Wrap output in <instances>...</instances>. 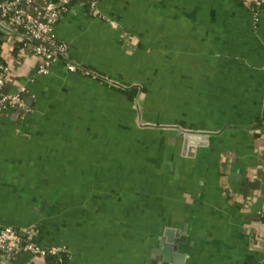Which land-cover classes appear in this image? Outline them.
I'll return each mask as SVG.
<instances>
[{"label": "crops", "instance_id": "crops-1", "mask_svg": "<svg viewBox=\"0 0 264 264\" xmlns=\"http://www.w3.org/2000/svg\"><path fill=\"white\" fill-rule=\"evenodd\" d=\"M84 4L53 33L88 71L2 45L30 110L0 109V226L67 264H153L166 227L171 264H264V0Z\"/></svg>", "mask_w": 264, "mask_h": 264}, {"label": "built area", "instance_id": "built-area-1", "mask_svg": "<svg viewBox=\"0 0 264 264\" xmlns=\"http://www.w3.org/2000/svg\"><path fill=\"white\" fill-rule=\"evenodd\" d=\"M73 0H0V33L4 37L9 53L16 47L21 54L31 52L37 57L36 71L46 73L52 62L58 58L57 51L68 49L67 44L56 43L53 27L60 13L69 8ZM99 0H88L94 15L98 12ZM4 60V61H3ZM13 56L0 60V109L2 106L19 107L23 112L30 110L24 95V86L15 91L3 90L5 77L10 71ZM67 69L74 70L75 65L67 63ZM32 228L0 226V264H19L10 258L13 255L27 253L28 264H35V260L44 261L46 250L57 252L67 250L61 245L43 246L33 241ZM68 251V250H67ZM26 263V264H27Z\"/></svg>", "mask_w": 264, "mask_h": 264}, {"label": "trees", "instance_id": "trees-1", "mask_svg": "<svg viewBox=\"0 0 264 264\" xmlns=\"http://www.w3.org/2000/svg\"><path fill=\"white\" fill-rule=\"evenodd\" d=\"M77 0H73L68 6L69 8H71L72 5H74L76 3ZM85 2V9L86 12L90 15H94L90 6H89V2L88 0H84ZM68 8V9H69ZM68 9H64L61 11L60 16L63 15ZM59 16V17H60ZM59 19V18H58ZM57 22V21H56ZM3 36L0 33V60L3 59L2 56V51H3V47H2V43H3ZM56 43H62V40L56 38L55 39ZM16 51H18L17 47L15 48ZM57 56L58 58H61L62 61L67 65V63H72L75 65L74 70H83V71H88V68L81 64L80 62H78L77 60H75L74 58H72L69 54L68 49H63V50H58L57 51ZM4 61V60H3ZM99 79H101L103 82H107L105 77H98ZM111 86L115 89H117L119 92H121L122 94H124V96L131 101H134V103H138L140 100V96L141 94L145 91V88L143 86H141L140 84L137 83H131V84H111ZM30 107V105H28ZM2 109H9V110H13L16 111L18 114V118H20L25 112H23L19 107H11L8 105L2 106ZM3 111V110H2ZM29 111V110H28ZM254 130H262L264 131V117H261V119L259 118V120L257 121V124L254 125ZM264 219V217H263ZM33 241H35L33 239V237L31 238ZM36 242V241H35ZM69 252L67 250H59L57 252H50L49 250H46V253L44 255V262L46 264H67L69 261ZM11 261L13 262H17L19 264H26V262H22L20 260L17 259V255H13L10 258ZM28 264V263H27Z\"/></svg>", "mask_w": 264, "mask_h": 264}, {"label": "water", "instance_id": "water-1", "mask_svg": "<svg viewBox=\"0 0 264 264\" xmlns=\"http://www.w3.org/2000/svg\"><path fill=\"white\" fill-rule=\"evenodd\" d=\"M172 232L173 229L171 227H166L164 230V235L162 237V239L164 241H168V243H162L161 246L159 248H152V254H151V263L153 264H171V262H174L175 256L174 258H172V253L176 254V253H180L178 251V243L179 240H184V234L179 236L180 234H178V238H174L171 239L172 237ZM156 252L161 253V258L160 259H155L154 254ZM176 252V253H174ZM176 263V261L174 262Z\"/></svg>", "mask_w": 264, "mask_h": 264}]
</instances>
